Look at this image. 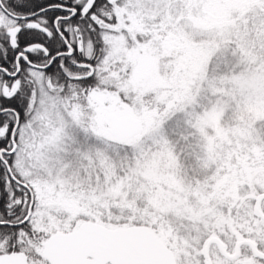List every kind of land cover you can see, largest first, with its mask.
<instances>
[{"label":"snow or ice","instance_id":"obj_1","mask_svg":"<svg viewBox=\"0 0 264 264\" xmlns=\"http://www.w3.org/2000/svg\"><path fill=\"white\" fill-rule=\"evenodd\" d=\"M0 264H264V0H0Z\"/></svg>","mask_w":264,"mask_h":264}]
</instances>
